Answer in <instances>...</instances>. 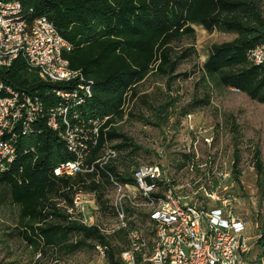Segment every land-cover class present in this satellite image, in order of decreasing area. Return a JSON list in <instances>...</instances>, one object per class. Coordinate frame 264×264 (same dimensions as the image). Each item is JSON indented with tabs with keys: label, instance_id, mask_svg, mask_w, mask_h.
Masks as SVG:
<instances>
[{
	"label": "trees",
	"instance_id": "trees-1",
	"mask_svg": "<svg viewBox=\"0 0 264 264\" xmlns=\"http://www.w3.org/2000/svg\"><path fill=\"white\" fill-rule=\"evenodd\" d=\"M18 1L24 10L33 11L32 18L46 17L55 25L72 45L71 51L64 54L69 67L82 71L93 81V94L80 110L85 120L98 119L102 126L87 163L90 165L99 158L105 145L119 152L117 158L106 164H94L92 172L57 177L53 168L71 160L72 155L44 120L36 122V133L20 141L17 159L8 170L0 172V187L6 190L10 204L18 208L16 235L42 254L40 260L46 257L50 260L56 254L64 258L62 252L93 248L94 242L107 243L96 228L68 221L60 204L70 205L79 190L94 192L105 215L109 211L106 196L114 187L112 179L132 182L133 170L138 166L127 174L121 173L118 169L121 149L137 151L141 147L114 125L124 117L127 97L134 99L137 86L149 76L164 78L167 87L177 77L187 76L177 69L194 48L176 54L174 47L185 38L194 39L193 24L209 33L234 35L231 41L211 46L201 67L202 79L237 89L264 104V65H253L247 56L250 49L264 43V0ZM0 78L15 89L37 94L48 107L58 102L49 92L52 85L41 80L22 59L6 71L0 69ZM204 102H208V95ZM167 105L163 104L161 110ZM140 118L156 126L162 121ZM233 128L236 130L235 124ZM116 140L118 143L110 146ZM253 157L256 183L264 191V162L258 148ZM237 164L238 156L234 163L238 184ZM256 222V233L260 235L257 253L264 257V218ZM118 239H123L122 235ZM114 252H109V264H118Z\"/></svg>",
	"mask_w": 264,
	"mask_h": 264
},
{
	"label": "built area",
	"instance_id": "built-area-1",
	"mask_svg": "<svg viewBox=\"0 0 264 264\" xmlns=\"http://www.w3.org/2000/svg\"><path fill=\"white\" fill-rule=\"evenodd\" d=\"M32 12L18 0H0V69L24 60L52 85L49 92L58 102L48 107L37 94L0 78V172L10 168L20 141L36 133V122L42 120L72 155L53 168V174L92 172L94 164L101 166L119 155L105 145L101 156L87 163L102 126L98 119L85 120L80 110L93 94V81L69 67L64 54L72 45L46 17L32 18ZM247 56L253 65H264V43ZM185 129L190 140L177 144L181 149L175 158L158 152L165 165L139 164L130 183L112 179L113 197L105 215L94 192L79 190L70 205L60 204L68 221L96 228L105 238L107 243H93L97 264H109L111 250L118 264H264V257L252 255L260 235L251 238L248 220L237 211L233 162L229 155L213 151L216 128L198 126L189 113ZM41 257L38 252L36 259ZM48 264L73 263L56 254Z\"/></svg>",
	"mask_w": 264,
	"mask_h": 264
},
{
	"label": "rangeland",
	"instance_id": "rangeland-1",
	"mask_svg": "<svg viewBox=\"0 0 264 264\" xmlns=\"http://www.w3.org/2000/svg\"><path fill=\"white\" fill-rule=\"evenodd\" d=\"M192 27L195 30L194 39L185 38L174 47L176 54L189 47L194 48V52L177 69L178 73L187 76L177 77L167 87L164 78L151 75L137 86L138 92L134 99L127 97L124 117L114 126L141 149H121L122 160L118 169L127 174L141 163L165 165L167 162L164 163L158 155L160 151L171 159L175 158L181 149L179 145L190 140V134L185 129V115L192 114L198 126L212 127L213 130L216 128L212 147L216 155H229L233 168L238 156L239 183L236 193L239 202L236 207L238 214L248 220V233L253 238L258 227L256 220L264 218V191L258 189L253 167V155L257 148L264 162V104L251 100L234 88L202 79L201 67L211 46L231 41L234 35L220 31L209 33L196 24ZM206 95L207 103L204 102ZM167 103V107L161 110L163 104ZM140 117L151 122H157L158 119L162 121L156 126L144 122ZM165 134L167 139L164 138ZM117 143V140L112 141L110 146ZM112 197L113 190L107 194L106 199L111 200ZM17 216L18 208L10 204L6 190L0 187V264H48V257L36 259L38 251L16 235L14 230L18 227ZM257 251L255 245L252 255ZM62 253L73 264L98 263L97 255L91 247H84L74 253Z\"/></svg>",
	"mask_w": 264,
	"mask_h": 264
}]
</instances>
